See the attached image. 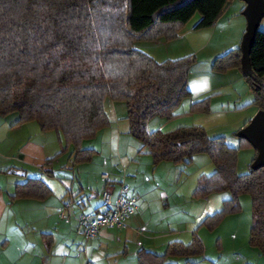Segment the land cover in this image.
Segmentation results:
<instances>
[{
  "label": "trees",
  "instance_id": "16d2710c",
  "mask_svg": "<svg viewBox=\"0 0 264 264\" xmlns=\"http://www.w3.org/2000/svg\"><path fill=\"white\" fill-rule=\"evenodd\" d=\"M232 1L0 0V117L17 113L16 125L35 122L42 133L55 132L61 149L53 159L72 147L73 164H83L96 152L82 144L108 125L105 102L124 103L128 134L140 142L137 153L149 155L154 166L188 165L205 155L215 167L211 176L198 179L192 198L229 192L231 199L201 227L214 231L225 217L240 212L242 195L250 198L248 245L264 255V168L237 171L238 152L252 147L243 139L230 147L223 136H208L193 125L149 132L148 121L172 118L190 96L187 82L195 58L158 63L134 45L171 41L195 15L200 17L195 30L210 28ZM240 58L239 48L229 50L213 59L210 70H238L252 93L251 105L264 112V31L255 33L251 75L242 73ZM189 111L209 113V98L193 102ZM43 168L51 175V160ZM49 195L44 183L28 179L16 185L11 198L42 201ZM203 254V242L193 235L188 243L168 244L161 254L139 250L137 264H174L170 258Z\"/></svg>",
  "mask_w": 264,
  "mask_h": 264
},
{
  "label": "crops",
  "instance_id": "0c3cea01",
  "mask_svg": "<svg viewBox=\"0 0 264 264\" xmlns=\"http://www.w3.org/2000/svg\"><path fill=\"white\" fill-rule=\"evenodd\" d=\"M244 7L242 1L233 0L210 28L195 30L200 19L195 15L171 41L161 38L134 44L158 63L195 56L187 82L190 96L180 102L172 118L148 121L149 132L199 126L208 136H223L228 146L238 147L237 132L258 108L251 105L252 93L238 70L213 73L210 65L215 57L239 48L246 28L241 14ZM260 30L264 31V18ZM207 97L209 113L189 111L193 102ZM104 108L108 125L98 132V145L108 160L95 162L94 157L101 155L99 150L92 142V147L84 148V142L82 148L96 154L83 164H73L72 147L53 159L61 149L55 132L42 133L35 122L16 125L17 113L0 117V264H137L139 250L161 254L168 244L188 243L193 235L204 247L211 237L218 239V254L225 250V243L231 244L233 253L249 246L251 205L247 209V202L242 200L245 195L240 197V212L225 217L214 231L201 227L231 199L229 192L212 193L203 200L192 198L198 179L215 172L205 155L194 156L188 165L162 162L156 166L147 154L137 151L129 156V147L134 144L128 134L125 104L106 101ZM98 133L87 141L96 140ZM241 151L246 153L244 164L249 169L254 149ZM47 160H51V175L44 172ZM240 166L238 157V173H247L248 169ZM28 179L40 180L50 195L42 201L12 199L16 185ZM121 183L137 197L136 212L124 228H104L94 239H86L78 229V218L101 209L103 190L115 200ZM205 256L197 260L170 258V262L190 264L195 260V264H201L207 261Z\"/></svg>",
  "mask_w": 264,
  "mask_h": 264
},
{
  "label": "water",
  "instance_id": "95a60500",
  "mask_svg": "<svg viewBox=\"0 0 264 264\" xmlns=\"http://www.w3.org/2000/svg\"><path fill=\"white\" fill-rule=\"evenodd\" d=\"M245 4L242 16L246 21L245 33L239 49L240 65L244 75H251L250 50L254 43L262 19L264 18V0H240ZM237 137L249 143L256 151V156L250 165L251 170L264 168V112L258 110L250 122L237 132Z\"/></svg>",
  "mask_w": 264,
  "mask_h": 264
},
{
  "label": "built area",
  "instance_id": "2783aa9c",
  "mask_svg": "<svg viewBox=\"0 0 264 264\" xmlns=\"http://www.w3.org/2000/svg\"><path fill=\"white\" fill-rule=\"evenodd\" d=\"M107 180V175H102ZM101 209L94 213L82 214L78 218V229L86 239H94L101 229H121L136 212L137 197L129 194V187L122 184L115 200L107 190L101 192Z\"/></svg>",
  "mask_w": 264,
  "mask_h": 264
},
{
  "label": "rangeland",
  "instance_id": "374dc122",
  "mask_svg": "<svg viewBox=\"0 0 264 264\" xmlns=\"http://www.w3.org/2000/svg\"><path fill=\"white\" fill-rule=\"evenodd\" d=\"M258 30L262 31V30H260V26H259ZM140 46L141 45H139L138 47H140ZM192 57L195 58V56H193V55H192ZM198 59H200V58H198ZM100 134L101 133H98L96 140L85 141V143L83 145L84 148L92 147V146H90V144H91L90 142H92V144L94 145V149L99 150L101 155H100V157H94V159L96 160L95 162H105L106 160H108V157L105 155V153L103 154L101 152V148L98 145V142L101 141V139H100L101 135ZM131 139L133 140L132 142H133L134 146L129 147V150L127 152L129 156L132 155L131 153L137 152L139 147H140V142H138L133 137H131ZM243 152H245V151H241L240 153L238 152L239 153V155H238L239 162L241 165L240 167H244V169L247 170L248 166H246L247 164H244V162H246V160H245V156L243 155L246 153H243ZM244 198L245 199H242V200H245V202H247L246 205H247V209H248V207L250 205V199L247 195H245ZM241 204L242 203H240V205ZM243 205H244V202H243ZM205 243H206L205 244L206 245L205 246L206 252H205V247H204V254L203 255L206 254L205 257L207 258V261L203 262V260H202L201 264H264V255H260V253L258 252L257 249L251 248L250 246H243V248H239L236 253H233L231 244L225 243V246H224L225 250L218 254L216 252L220 248V242L218 239L215 241V237H211V239L206 240ZM196 258L197 257H191L190 259H196ZM201 258L202 257H200V259ZM198 260H199V258H198ZM190 264H195V260H192Z\"/></svg>",
  "mask_w": 264,
  "mask_h": 264
}]
</instances>
